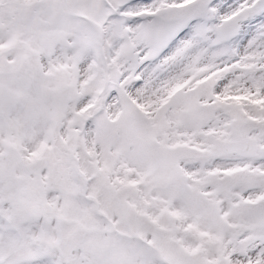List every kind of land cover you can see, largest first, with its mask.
Segmentation results:
<instances>
[{"label": "snow or ice", "instance_id": "snow-or-ice-1", "mask_svg": "<svg viewBox=\"0 0 264 264\" xmlns=\"http://www.w3.org/2000/svg\"><path fill=\"white\" fill-rule=\"evenodd\" d=\"M0 264H264V0H0Z\"/></svg>", "mask_w": 264, "mask_h": 264}]
</instances>
